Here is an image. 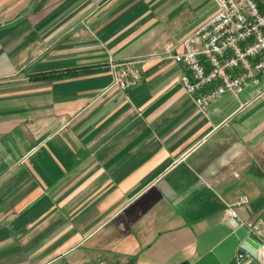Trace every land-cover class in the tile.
Masks as SVG:
<instances>
[{
    "label": "crops",
    "instance_id": "crops-1",
    "mask_svg": "<svg viewBox=\"0 0 264 264\" xmlns=\"http://www.w3.org/2000/svg\"><path fill=\"white\" fill-rule=\"evenodd\" d=\"M216 8L0 0V264H195L236 219L264 264V78L198 107L167 57Z\"/></svg>",
    "mask_w": 264,
    "mask_h": 264
},
{
    "label": "built area",
    "instance_id": "built-area-1",
    "mask_svg": "<svg viewBox=\"0 0 264 264\" xmlns=\"http://www.w3.org/2000/svg\"><path fill=\"white\" fill-rule=\"evenodd\" d=\"M214 1L216 10L185 38L184 51L167 53L189 71L179 82L198 107L264 78V0ZM138 61L110 60L111 86L127 91L139 83Z\"/></svg>",
    "mask_w": 264,
    "mask_h": 264
},
{
    "label": "water",
    "instance_id": "water-1",
    "mask_svg": "<svg viewBox=\"0 0 264 264\" xmlns=\"http://www.w3.org/2000/svg\"><path fill=\"white\" fill-rule=\"evenodd\" d=\"M221 229L213 243L201 251L202 256L195 264H235L245 253L256 255L261 241L251 232L247 223L236 219Z\"/></svg>",
    "mask_w": 264,
    "mask_h": 264
}]
</instances>
